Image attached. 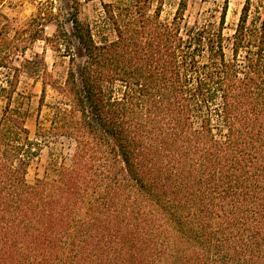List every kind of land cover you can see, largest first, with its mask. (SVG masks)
Instances as JSON below:
<instances>
[{
	"label": "trees",
	"instance_id": "16d2710c",
	"mask_svg": "<svg viewBox=\"0 0 264 264\" xmlns=\"http://www.w3.org/2000/svg\"><path fill=\"white\" fill-rule=\"evenodd\" d=\"M75 2V0H72ZM77 1V0H76ZM138 2H136L137 4ZM135 4V5H136ZM246 0L226 55L228 0L218 22L139 16L105 8L117 39L95 43L72 6L69 21L86 60L63 81L25 58L32 42L64 45L52 10L29 28L0 33V68L21 67L53 87V130L74 140L54 179L26 182L38 144L28 114L0 115V264H264V0ZM45 38V39H44ZM53 38V39H52ZM16 77V76H15ZM43 99L41 100V104Z\"/></svg>",
	"mask_w": 264,
	"mask_h": 264
},
{
	"label": "rangeland",
	"instance_id": "374dc122",
	"mask_svg": "<svg viewBox=\"0 0 264 264\" xmlns=\"http://www.w3.org/2000/svg\"><path fill=\"white\" fill-rule=\"evenodd\" d=\"M246 0H228V11L224 28L226 38V55L231 57V39L236 30L242 8ZM136 2H138L136 4ZM180 0H0V33L9 30L13 45L21 38H13L16 31L29 28L33 17L45 14L52 10L54 20L44 23V35L53 37L58 25L64 27L69 38L64 45L56 44V40H38L29 45L25 58L32 59L38 55L36 67L42 64L48 68L53 77L63 81L70 70L80 74L86 60V55L73 35V27L69 21L72 6L78 8V17L81 22L89 26L93 40L97 44L117 39V32L111 15L105 5H111L114 13L116 7L126 4L135 5L139 16L147 14L154 16L157 8L161 6L160 21L171 22L174 18ZM224 0H187V9L184 22L190 25L206 20L213 22L219 20ZM261 0H252V11L261 6ZM45 39V38H44ZM17 41V42H16ZM22 53H15L9 67L0 68V88L9 87L14 82L15 92L11 99L13 108L26 112L28 118L26 127L31 140L39 146L38 155L33 158L27 168L26 182L35 184L39 179H54L58 171L68 167L72 162L76 144L74 140L58 135L52 126V106L62 100L61 95L51 86H44L41 80L32 78L25 72L16 75L14 67H21ZM16 76V77H15ZM43 103L41 104V100ZM8 100L0 91V115Z\"/></svg>",
	"mask_w": 264,
	"mask_h": 264
}]
</instances>
